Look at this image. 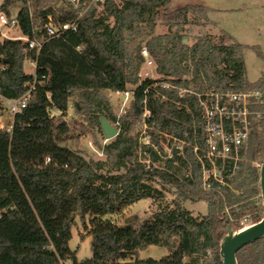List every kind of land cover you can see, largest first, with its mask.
Returning <instances> with one entry per match:
<instances>
[{"label": "trees", "instance_id": "16d2710c", "mask_svg": "<svg viewBox=\"0 0 264 264\" xmlns=\"http://www.w3.org/2000/svg\"><path fill=\"white\" fill-rule=\"evenodd\" d=\"M14 1L3 0L0 8L7 10ZM168 1L103 0L98 16L95 8L89 10L76 31L45 38L31 54L34 73L23 70L24 41L0 38V92L15 99L30 90L10 131L0 126V264H222L223 239L261 218L256 163L264 157V71L255 82L247 80L241 44H216L207 36L184 41L186 26L201 25L188 13L198 11L205 23L204 6L176 9L166 32L155 34L157 9ZM58 2H25L19 31L37 39L46 16L53 23L74 20L77 11ZM143 47L154 63V79L139 77ZM127 88L133 89L132 99L116 119L105 91ZM209 90L259 95L250 106L245 160L233 171L226 164L222 183L209 176L210 187L204 188L193 152L194 146L203 147L194 93ZM70 104L88 125H99L101 116L117 123L114 138L96 143L104 159L86 158L64 145L75 127L86 131L82 122L64 119ZM144 108L150 115L142 118ZM142 131L150 144L139 143ZM162 133L177 141L163 166H154L162 159L153 146L166 154L159 144ZM188 169L190 175L177 174ZM163 190L174 196L170 205H162ZM141 199H152L158 209L143 220L112 219ZM198 200L206 202L207 211L193 217L184 203ZM77 215L91 237V256L82 260L68 245ZM149 245L164 247L167 254L137 258ZM236 262L264 264V236L241 247Z\"/></svg>", "mask_w": 264, "mask_h": 264}, {"label": "rangeland", "instance_id": "374dc122", "mask_svg": "<svg viewBox=\"0 0 264 264\" xmlns=\"http://www.w3.org/2000/svg\"><path fill=\"white\" fill-rule=\"evenodd\" d=\"M185 6H204L207 9V20L205 23L203 22L202 15L198 11L191 10L188 13L189 19H195L201 25L186 26L190 30L187 33L185 42L192 44L197 36H207L216 44L228 45L238 43L243 45L245 76L248 81L255 82L264 71V59L257 53V51L264 53V0H169L163 7L157 9L154 33L166 32L167 22L172 19L174 11ZM19 34L17 30H10L8 33V35L12 36ZM23 70L26 73L34 72L33 67L26 60L23 63ZM141 70H146L151 76L158 77L154 71V65L149 68L141 66ZM105 94L112 104L116 119H118L125 112L130 100L126 103L125 107H122V97L118 93L105 91ZM73 102H76L75 97L72 99L71 104ZM71 104L64 119L66 121L74 122L78 120V122H82L86 131L81 132L80 127H75L71 138L65 141L64 145L79 152L86 158L90 157L95 160L104 159L105 156L96 143L102 146L110 140H105L100 125H88L81 118H77L78 116H74ZM98 115L100 114L98 113ZM0 121V125L8 126L10 123L9 115L0 112ZM109 122L117 126V123ZM159 144L163 148V151H165L168 146V140L164 136H161ZM166 158L165 156L162 157V160L155 162L154 166H163V159ZM145 160V157L142 158V161ZM256 165L260 166L257 163ZM111 171L115 173L114 170ZM177 174L180 176L184 175L185 171L181 170ZM149 184L160 189V185L156 182H150ZM163 194L162 205H170L174 197L173 194L168 190H163ZM157 206L152 199H141L124 208L122 212L113 216L112 219L119 224L126 222L132 217H135L137 220H143L152 215L158 209ZM184 207L193 217L203 215L207 211L206 202L203 200L194 202L186 201ZM88 218L87 215L84 219L88 221ZM90 239L89 230L82 226L81 220L77 215L71 228V238L68 241V245L75 252L78 260L91 256ZM166 254V248L149 245L144 249L138 250L136 257L139 259H159Z\"/></svg>", "mask_w": 264, "mask_h": 264}, {"label": "built area", "instance_id": "2783aa9c", "mask_svg": "<svg viewBox=\"0 0 264 264\" xmlns=\"http://www.w3.org/2000/svg\"><path fill=\"white\" fill-rule=\"evenodd\" d=\"M24 1L27 4L30 2V0H16L7 6V10L0 8V38L24 41L25 44L22 50L26 61L33 67V71H35L36 62L31 57V54L38 53L45 38H57L66 32L76 31L79 19L92 8H95L94 16H98L103 3V0H59L58 4L62 2L64 5L72 7L77 11L75 19L53 23L51 17L49 15L46 16V21L42 25L43 32L36 39L30 38L19 31L18 16L24 7ZM2 2L3 0H0V4ZM10 30H17L20 34L17 36L8 35ZM141 54L143 56L142 66L144 68L154 65L145 47L141 49ZM139 77L141 79L155 78L146 70H140ZM163 86L169 87V84H164ZM29 91H26L21 97L15 99L5 97L0 92V112H4L10 117L8 126H0L4 127L7 131L11 129L14 115L25 106ZM115 93H118L122 97V107H125L126 103L132 99L133 89L127 88L124 91H117ZM194 95L196 104L200 109L203 125V147L194 146L193 152L200 163L203 186L204 188H209L210 183L207 181L209 176L213 180L222 183L221 175L222 170H225V165H232L231 171H233L237 168L239 161L245 160L251 125L250 116L252 115L250 106L254 102V99L258 98L259 92L257 90L226 92L209 90L202 93H194ZM149 115L150 111L144 108L142 118ZM161 136H164L168 140V146L165 150L166 154L164 155L158 146L154 145L153 147L160 158L164 156L170 157L172 147L177 140L165 133H162L160 138ZM139 143L144 145L150 144V136L142 131L139 136ZM177 148H179V153H181V146H177ZM190 174L191 171L188 169L184 175Z\"/></svg>", "mask_w": 264, "mask_h": 264}, {"label": "water", "instance_id": "95a60500", "mask_svg": "<svg viewBox=\"0 0 264 264\" xmlns=\"http://www.w3.org/2000/svg\"><path fill=\"white\" fill-rule=\"evenodd\" d=\"M185 41V40H184ZM99 125L105 140L114 138L119 130L116 126L112 125L105 117L101 116ZM259 191L262 207V216L259 221L245 227L247 230H240L229 233L222 241L220 246V254L222 256V264H237L236 252L244 245L264 236V157L259 166Z\"/></svg>", "mask_w": 264, "mask_h": 264}, {"label": "bare ground", "instance_id": "6f19581e", "mask_svg": "<svg viewBox=\"0 0 264 264\" xmlns=\"http://www.w3.org/2000/svg\"><path fill=\"white\" fill-rule=\"evenodd\" d=\"M247 229H249V227H245L243 230H247Z\"/></svg>", "mask_w": 264, "mask_h": 264}]
</instances>
